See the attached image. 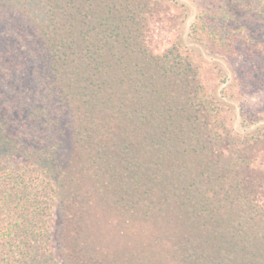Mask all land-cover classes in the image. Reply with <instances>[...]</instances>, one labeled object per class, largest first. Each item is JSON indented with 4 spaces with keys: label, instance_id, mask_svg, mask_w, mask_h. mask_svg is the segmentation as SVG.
<instances>
[{
    "label": "trees",
    "instance_id": "obj_1",
    "mask_svg": "<svg viewBox=\"0 0 264 264\" xmlns=\"http://www.w3.org/2000/svg\"><path fill=\"white\" fill-rule=\"evenodd\" d=\"M200 1L190 38L264 91V0ZM186 16L0 0V264H264V126L233 129Z\"/></svg>",
    "mask_w": 264,
    "mask_h": 264
},
{
    "label": "rangeland",
    "instance_id": "obj_2",
    "mask_svg": "<svg viewBox=\"0 0 264 264\" xmlns=\"http://www.w3.org/2000/svg\"><path fill=\"white\" fill-rule=\"evenodd\" d=\"M179 3H182L185 5L187 16L185 17L184 21L179 25L180 26V33H181V39L185 46H188L192 49H194L197 53V57L201 62H207L210 65L212 64H218L223 68V71L227 75L228 81L226 83H221L218 86V90L221 92V94H226V96L223 98L225 102V106L229 107V117H231V125L235 131H238L241 134H244L246 132L247 126L249 128H256L257 126H264V111L261 113L258 112V110H255V107L257 104H260V106L264 110V91L262 92H256V93H248L250 91H244V89H241L240 80L238 78L239 74L235 72V69L237 68V65L241 63L239 60L238 63L234 61H230L229 59L225 57H220L215 54H211L205 50L202 46L197 45V42L195 43L193 39L189 36L190 26L193 23L196 14L199 11V7L201 4L200 0H176ZM163 39H170L173 38V35L171 33H164ZM225 89V90H224ZM234 92V97H229ZM247 107L248 112L243 111L242 107ZM252 106V107H251ZM253 109V110H252ZM249 110L251 112H249ZM254 115L255 123L249 125V121H247L248 114ZM244 119L246 121L244 122ZM251 126V127H250ZM99 219L101 221L100 227L104 230H111L114 232L113 223H110L106 220V218H103L102 216ZM99 227V222H98ZM109 234L107 237L111 241L115 238L114 234Z\"/></svg>",
    "mask_w": 264,
    "mask_h": 264
}]
</instances>
